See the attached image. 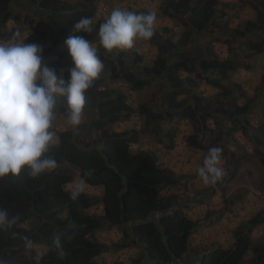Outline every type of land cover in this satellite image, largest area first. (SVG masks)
<instances>
[{
  "label": "trees",
  "instance_id": "1",
  "mask_svg": "<svg viewBox=\"0 0 264 264\" xmlns=\"http://www.w3.org/2000/svg\"><path fill=\"white\" fill-rule=\"evenodd\" d=\"M11 1L0 0V41H4L3 35L10 22L26 25L30 33L25 42L42 45L45 63L56 68L57 74L65 79L72 67L65 44L68 36L82 35L91 43L99 41V27L105 21L96 20L95 0H30L47 16L46 26L38 18L26 15L22 19L14 14ZM253 2L260 3V12ZM218 5H221L223 15L228 4H220L219 0H170L164 12L185 19L200 33L211 24ZM250 7L258 12L257 18L264 21V0H252ZM81 17L93 18L91 32L77 33L74 30V24ZM262 27L258 21H247L242 27L228 31L232 40L246 39L242 44L245 59H253L263 52V42L249 38L259 33ZM50 41L52 47L48 45ZM97 49L104 68L85 93L84 112L94 114L96 118L91 120L83 139L78 137L81 130L61 132L58 145H53L45 154L54 158L57 166L38 178L30 177L27 169L15 176L0 177V208L7 210L9 218H14L11 225L0 228V264H12L27 241L32 242L31 246L41 243L46 251L37 261L32 257L35 255L32 251L30 263L24 264H100L97 259L109 248L95 240L94 234L105 226L126 229L124 236L132 245H141L145 254L143 258L153 264H242L250 251L256 257V264H264V243L254 249L249 236L264 222V214L260 212L249 219L243 229L235 231L231 247L194 245L193 238L199 224L187 216L180 196L170 193L184 185V176L160 165L152 151L132 153L131 145L138 143L136 130H107L122 119L130 118L133 110L120 91L102 90L108 73L113 79L119 78L125 68V52H118L114 63L108 60L106 52L109 50ZM132 56L133 63L146 78L165 76L174 89L183 85L176 77L179 71L190 73L194 70L188 60L169 65L162 54L150 65L143 64V58L136 52ZM198 67L202 74L212 76H206L204 80L215 89L222 87L229 73L236 69L232 60L215 58L201 60ZM261 72L264 83V67ZM123 77L133 89L144 86V82L135 81L131 75ZM177 96V91L168 95V107L175 111L178 121L190 120L194 125L205 127L209 111L203 100L193 96L192 103L188 104L186 100L177 101ZM249 103L242 108L235 107L233 113H247ZM68 112L66 97L59 98L55 116ZM141 113L150 115L144 107ZM258 131L254 142L264 149V125ZM232 133L233 130L228 135ZM175 135L176 128L166 134L168 149H173ZM186 141L195 150L208 151L204 138L200 139L199 135H191ZM240 166L237 161L231 180ZM76 179L83 180L88 188L103 189L102 196H89L84 191L76 200L71 199L72 189L67 187ZM97 206L101 208L100 213L90 212ZM30 220H35L36 224L26 230L24 225ZM141 259L132 260L130 264H140Z\"/></svg>",
  "mask_w": 264,
  "mask_h": 264
},
{
  "label": "rangeland",
  "instance_id": "2",
  "mask_svg": "<svg viewBox=\"0 0 264 264\" xmlns=\"http://www.w3.org/2000/svg\"><path fill=\"white\" fill-rule=\"evenodd\" d=\"M170 0H95L96 20L105 21L114 9H122L137 14L156 13L154 35L150 40L139 39L133 49H113L106 52L108 60L115 63L118 52H125V68L118 79L111 74L106 75L102 87L110 91H120L126 96V104L132 108L133 115L122 119L119 123L107 127L109 132H126L136 130L138 143L131 145L132 153L152 151L160 165L169 168L177 175L184 176V185L175 188L170 193L180 196V202L187 216L198 222V232L194 235L193 243L209 247L220 245L229 248L233 245L234 233L243 229L245 224L257 213L264 214V149L254 142L258 128L264 125V83L261 81L264 67V21L257 18L261 11L260 3L253 2L254 10L250 7L252 0H219L227 5L223 15L221 5L216 8L217 13L211 24L203 32H196L185 19L171 17L170 12L164 10ZM11 8L14 14L22 19L29 15L38 18L46 26L47 16L30 2V0H12ZM247 21H258L263 25L259 33L250 36L253 41L263 42V52L253 59H245L242 44L246 40H232L228 31L242 27ZM48 31V30H47ZM19 32L24 40L29 36V29L24 24L10 22L5 29L3 38L8 41L12 35ZM52 41L48 45H51ZM0 43H2L0 41ZM97 48H103L99 41L92 42ZM52 47V45H51ZM180 47V49H178ZM133 52L143 58V64L150 65L155 58L162 54L167 63L172 65L179 61L188 60L194 66L190 73L179 71L176 77L183 85L174 89L165 76L146 78L138 65H135ZM212 53V56L209 53ZM213 58L224 61L232 60L236 69L229 73L228 79L222 87L215 89L207 84L204 78L212 77L202 74L198 64L201 60ZM133 76L135 81L144 82L142 89H133L132 84L123 76ZM190 83L195 84L191 86ZM178 92L177 101L186 100L192 103V97H200L208 108L206 126L194 125L190 120L178 121L175 111L168 107V95ZM231 91L229 95L225 92ZM224 94V95H223ZM247 102L249 110L243 115L233 113L234 108H242ZM150 115L141 113V108ZM172 115V117H169ZM68 113H57L53 121L55 144L61 132L72 130L68 123ZM94 114L83 113L82 122L78 130L82 131L78 137L83 139ZM176 128V139L173 149H168L166 134ZM233 130L231 135L229 132ZM204 138V145L208 151L195 150L187 144L186 139L191 135ZM220 147V162L217 167L222 176L215 182L205 183L198 174L209 149ZM240 162L234 179H230L235 163ZM225 180V183L222 181ZM231 180V181H229ZM80 182L76 179L75 183ZM74 184L68 189H73ZM85 192L89 196L100 198L103 189L88 188ZM90 212L100 213V207H94ZM35 220L28 221L24 228L32 229ZM126 229L120 227H103L94 234V239L108 246L109 251L101 255L97 261L100 264H130L132 260L141 259L140 264L146 262L141 245H132L124 236ZM252 247L259 249L264 243V222L255 227L249 234ZM125 244H128L125 245ZM35 255L32 256L31 252ZM46 247L41 243L23 248L12 264L29 262L30 256L34 260L43 255ZM257 260L252 251L248 252L242 264H256Z\"/></svg>",
  "mask_w": 264,
  "mask_h": 264
},
{
  "label": "clouds",
  "instance_id": "3",
  "mask_svg": "<svg viewBox=\"0 0 264 264\" xmlns=\"http://www.w3.org/2000/svg\"><path fill=\"white\" fill-rule=\"evenodd\" d=\"M156 13L137 14L114 9L99 27V43L106 50L133 49L139 39L150 40L154 35ZM93 18L81 17L75 24L77 33L92 31ZM72 61L68 78L57 74L43 58L44 48L26 43L16 32L0 43V177L18 175L27 169L28 175L38 178L56 168L54 158L45 155L55 144L53 121L58 99L66 97L68 123L74 130L82 122L85 93L102 72L104 65L98 49L82 35H69L65 40ZM220 147L209 149L198 174L205 183H215L222 171ZM85 191V183H75L71 199ZM6 209L0 208V228L11 225ZM32 242L27 241L26 247Z\"/></svg>",
  "mask_w": 264,
  "mask_h": 264
}]
</instances>
